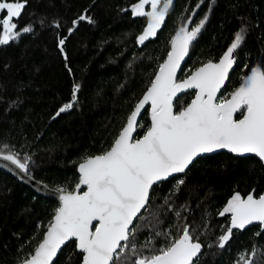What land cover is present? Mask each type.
<instances>
[{
	"label": "trees",
	"instance_id": "16d2710c",
	"mask_svg": "<svg viewBox=\"0 0 264 264\" xmlns=\"http://www.w3.org/2000/svg\"><path fill=\"white\" fill-rule=\"evenodd\" d=\"M137 1L26 0L18 30L31 25L33 31L0 45V148L7 145L6 153L18 154L22 161L28 158L30 175L49 187L72 189L76 164L110 145L186 21L188 30L201 20L205 23L178 78L216 60L241 29L245 38L234 53L220 99L254 64L264 67V0H173L156 36L143 44L137 38L146 17L131 10ZM81 15L91 22L80 21L69 35ZM60 39H65L63 52ZM75 85L80 88L77 103L57 115L70 102ZM192 94L178 95L175 111ZM139 123L144 127L137 128L136 137L148 127L147 109ZM263 190L264 165L254 155L219 151L199 157L185 173L150 190L142 218L133 222L141 225L132 241L136 254L131 246L126 249V264L142 252L151 255L167 247L186 224L202 246L195 264H239L241 255L251 258V264H264V226L258 222L234 229L226 246H218L230 226V214L219 215L228 200L237 192L246 198ZM55 207L52 198L0 169V264H16L30 254ZM79 259L71 241L54 264H78Z\"/></svg>",
	"mask_w": 264,
	"mask_h": 264
},
{
	"label": "snow or ice",
	"instance_id": "6c2138e0",
	"mask_svg": "<svg viewBox=\"0 0 264 264\" xmlns=\"http://www.w3.org/2000/svg\"><path fill=\"white\" fill-rule=\"evenodd\" d=\"M172 4L173 0H138L132 6L135 16L148 20L143 34L137 38L140 44L156 36ZM146 5L151 11H145ZM25 7L26 0H0V45H7L19 39L22 33L33 31L31 25L18 30ZM86 19L91 22L84 15L74 20L69 35L80 21ZM204 23L201 20L191 30L179 29L171 40L167 58L127 117L126 125L111 148L102 154L85 157L79 163L80 176L75 190L64 187L55 190L59 193L60 205L42 242L21 264H54V258L62 253L63 246L73 239L80 255L78 264H126L125 250L131 246L136 254L132 241L141 228L133 222L142 218L141 210L146 208L154 185L174 174L185 173L199 157L220 150L236 155L255 154L264 162V67H251L250 74L242 78L230 98L217 97L235 63L234 53L244 41V29L235 34L218 62L209 61L187 79L177 80L181 61L188 55L189 47ZM59 26L57 23L56 27ZM64 44L65 39H60L61 52ZM190 89L196 90L195 98L174 111V98L178 100V93ZM79 90V85H75L70 102L64 104L57 115L74 107ZM146 105H150V126L142 138L135 139L133 133L138 127H144L138 117ZM238 112L243 118H234ZM7 147L0 148V159L30 175L28 158L22 161L18 154L6 153ZM183 183V180L179 181V184ZM82 186L86 191H80ZM226 214H230V226L219 237L218 246L222 249L230 241L234 229L243 230L254 222L264 226V195L256 198L248 194L243 198L237 192L219 213L220 216ZM201 247L199 242H194L190 225L186 224L179 238L167 247L151 255H141L132 264H195ZM240 260L251 264L243 255Z\"/></svg>",
	"mask_w": 264,
	"mask_h": 264
},
{
	"label": "water",
	"instance_id": "95a60500",
	"mask_svg": "<svg viewBox=\"0 0 264 264\" xmlns=\"http://www.w3.org/2000/svg\"><path fill=\"white\" fill-rule=\"evenodd\" d=\"M170 50H171V45H170V48H169L168 52H169ZM226 50H227V49H226ZM226 50H225V51H226ZM225 51H224V52H225ZM168 52H167V53H168ZM224 52H223V53H224ZM167 53H166L165 57L162 59V61L159 63V65H158V67H157V69H156V71H155V73H154V75H153V77H152L150 83H149L148 86L144 89V91L142 92V94L140 95V97H139V98L136 100V102L134 103V105H133L132 109L130 110L128 116H129L130 113L134 110L135 105H136V104H137V103L143 98L144 94L147 92L148 88H149L150 85H151L152 80L155 78V75H156V73H157V71H158V69H159L160 64H162V63L164 62V60L167 58ZM223 53H222V54H221L216 60H208V61H205V62L199 64L198 66H196L195 68H193V69H192V70H191L186 76H184V77H182V78H178V74H179V72H180V70H181L182 64L184 63V61H185V59H186V56H185V58L181 61L180 68L177 70V80H178V81H183L184 79H187V78H188L193 72H195L198 68L204 66V65H205L206 63H208L209 61H212V62H214V63H215V62H218L219 59H220V57L223 55ZM233 66H234V65H233ZM232 69H233V68H232ZM232 69H230L229 74H230V72H231ZM248 74H250V71H249L246 75H248ZM246 75H245V76H246ZM227 81H228V80H227ZM227 81L225 82V85H226ZM241 83H242V79H241L240 83L236 86V88L239 87ZM223 88H224V87H223ZM223 88H222V89H223ZM236 88H235V89H236ZM222 89H221V90H222ZM235 89H234L232 92H234ZM187 91H193V94H192L191 98L189 99V101H188L184 106H187V104L191 103L192 99L195 98V93H196V90H195V89H190V90H187ZM187 91H186V92H187ZM232 92H231V93H232ZM180 94H182V93H178V95H180ZM219 95H220V94L218 93V94H217V97H218V98L220 97ZM227 98H230V95H229ZM174 100H175V98H174ZM173 104H174V101H173ZM184 106H183V107H184ZM145 109H147V111H148V121H149L148 126H150V105H146V106H145ZM145 109L142 110V113H143V111H144ZM179 110H180V109H179ZM174 111H175V108H174ZM142 113H141V114H142ZM128 116H127V117H128ZM234 118H235V116H234ZM241 118H243V116H241V117H239V118H235V119H241ZM139 120H140V117H138V122H139ZM126 122H127V118H126L125 122L123 123V125L121 126V128L119 129V131H118L117 135L115 136V138L118 136V134H119V132L122 130V128L126 125ZM136 131H137V130H136ZM136 131L133 133V136H134L135 139H139V138H142V136L144 135V132L146 131V129H145V131H144L139 137H136V136H135ZM115 138L112 139L110 145H109V146H108L103 152H105V151H107V150H109V149L111 148V146H112V144H113ZM220 151H226V152H228L227 150H220ZM103 152H101V153H95V154H93V155H89V156H87V157H90V156H96V155L102 154ZM218 152H219V151H218ZM215 153H216V152H215ZM228 153H229V152H228ZM212 154H213V153H212ZM231 154H232V153H231ZM232 155H236V154H232ZM245 155H249V154H245ZM245 155H236V156H245ZM250 155H254L255 157H257L255 154H250ZM257 158L259 159V157H257ZM83 159H84V158H83ZM83 159L80 160V161L76 164V166H75V171H76V173H77V180H76V182L74 183L72 189H70L69 191H74V190H75V185H76V184L78 183V181H79L80 173H79V171H78V166H79V163H81V162L83 161ZM259 160H260V159H259ZM260 161H261V160H260ZM261 163L264 165V162L261 161ZM0 169H2V170H4V171H7L10 175H12L13 177H15L19 182H21V183H23L24 185H26L27 187H29L33 192H35V193H37V194H40V195H43V196H46V197H50V198H52V199L55 201V203H56V207H55V209H54V211H53V213H52V215H51V218H50V221H49V223H50L51 220H52V218H53V215H54V212H55L56 208H58L59 205H60V201H59V193H57V192L55 191L57 188H55V187H49V186H47L45 183H43V182H41V181H39V180L34 179L31 175L20 172V170L17 169L15 165H12V164H11L10 162H8V161H3L2 159H0ZM178 174H182V173H178ZM174 175H177V174H174ZM169 178H170V177H169ZM80 191H81V192H82V191H86V187H85V186H82V188L80 189ZM259 195H264V190H263ZM259 195H258L256 198H258ZM141 211H142V210H141ZM49 223H48V224L46 225V227L44 228V230H43V232H42V234H41L40 239L37 241V243H36L35 246L33 247V249H32V251L30 252V254H28V255L26 256V258H24V259H27V258H28V257L34 252V249L38 246V244H39L40 242H42L43 237H44V233L47 231V228H48ZM94 223H95V222H94ZM194 242H196V241H194ZM73 245H74V249H75L76 251H78V250L76 249V244H75L74 239H73ZM138 258H139V257H138ZM138 258H137V259H138ZM24 259H23V260H24ZM23 260L17 262L16 264H21V262H22Z\"/></svg>",
	"mask_w": 264,
	"mask_h": 264
},
{
	"label": "rangeland",
	"instance_id": "374dc122",
	"mask_svg": "<svg viewBox=\"0 0 264 264\" xmlns=\"http://www.w3.org/2000/svg\"><path fill=\"white\" fill-rule=\"evenodd\" d=\"M136 3H138V1H137ZM136 3H135V4H136ZM135 4H133V5H135ZM145 11H151L150 6L146 5V6H145ZM147 23H148V20H147V18H146V24L144 25V27H143V29H142V32L138 35V37H139L140 35L143 34L144 29H145L146 26H147ZM187 23H188V21H186V22L182 25V27L186 26ZM254 66H257V64H254L253 67H254ZM218 99H220V97H219ZM224 233H225V231H224L222 234H224ZM222 234H221V235H222ZM221 235H220V236H221ZM141 255H145V253L142 252ZM250 259H251V258H246V261H250ZM239 264H244V262L240 260V263H239Z\"/></svg>",
	"mask_w": 264,
	"mask_h": 264
},
{
	"label": "flooded vegetation",
	"instance_id": "af4514ba",
	"mask_svg": "<svg viewBox=\"0 0 264 264\" xmlns=\"http://www.w3.org/2000/svg\"><path fill=\"white\" fill-rule=\"evenodd\" d=\"M234 67V66H233ZM192 93H193V91H192ZM220 94V93H219ZM231 94V93H230ZM230 94H228L226 97H222L221 99H225V98H227ZM242 116V114L240 113V112H238V113H236L235 114V118H239V117H241ZM183 174V173H182ZM177 175H179V174H177ZM174 176H176V175H174ZM174 176H172V177H174Z\"/></svg>",
	"mask_w": 264,
	"mask_h": 264
}]
</instances>
